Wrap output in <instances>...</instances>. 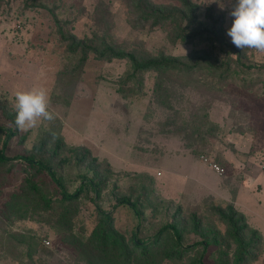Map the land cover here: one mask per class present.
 Segmentation results:
<instances>
[{"label": "rangeland", "instance_id": "rangeland-1", "mask_svg": "<svg viewBox=\"0 0 264 264\" xmlns=\"http://www.w3.org/2000/svg\"><path fill=\"white\" fill-rule=\"evenodd\" d=\"M192 1L198 5L192 32L207 27L210 8L222 20L221 27L209 39L181 43L163 27L133 28L121 0H0V128L16 131L5 155L28 152L40 143L52 149L58 139L87 148L111 170L99 203L113 211L117 229L129 236L138 226L140 238L147 239L176 216L186 224L184 246L199 240L190 225L192 214L202 221L203 231L211 224L223 233L225 227L209 215L210 207L224 206L245 186L239 205L264 239V87L252 89V84L243 83L252 74L251 66L264 62V53L237 48L227 35L236 0ZM58 23L77 38L104 25L100 30L106 37L139 58L195 54L217 64L229 58L243 64L231 78H210L204 70L167 74L172 109H166L153 96L155 72L131 77L126 60L106 62L92 55L80 60V53H67L56 39ZM33 86L48 90L56 119L21 131L15 123L14 93ZM200 155L222 167L224 174L217 175ZM65 169L68 179L77 174L73 166ZM196 174L208 185L200 186ZM10 177L3 201L21 176ZM121 198L135 203L140 215L114 207ZM79 207L74 230L85 227L88 232L95 220L94 206L82 198ZM55 224L37 210L25 219H0V264H104L76 249ZM220 251L228 250L222 245ZM256 254L251 264H264V241Z\"/></svg>", "mask_w": 264, "mask_h": 264}, {"label": "trees", "instance_id": "trees-1", "mask_svg": "<svg viewBox=\"0 0 264 264\" xmlns=\"http://www.w3.org/2000/svg\"><path fill=\"white\" fill-rule=\"evenodd\" d=\"M121 1L128 10V21L133 28L147 25L149 29L163 27L171 31L174 40L181 43L192 42L195 38L209 39L222 23V20L214 17L210 8L211 12L206 15L207 27L192 32L198 9L192 0H168L173 1L172 5L152 0ZM102 27L98 25L90 36L77 38L58 23L56 39L60 40L67 53H80L79 59L82 61L88 55L106 62L112 59L126 60L131 77L147 71L155 72L153 96L166 109H172L167 74L184 75L204 70L210 78H231L238 72V66L243 64L238 58H229L217 64L195 54L187 58L164 54L139 58L116 46L100 30ZM251 69L252 74L243 80L244 85L252 84V89L255 85L264 87V62L251 66ZM261 92L264 89L261 88ZM7 117L14 123L13 118ZM193 129L199 131L202 127L193 125ZM15 135L16 131L11 128H0V219L8 220L16 216L25 219L33 210L45 212L64 233V239L104 264H161L165 260L182 258H186L188 264H251L264 241L260 232L247 222L245 215L232 202L210 207L209 215L225 227L223 233L211 224L208 230L203 231L202 221L192 214L190 225L199 240L190 246L182 244L186 224L176 216L161 225L150 238H140L138 226L126 236L117 229L113 211L102 209L99 203L112 175L106 162L99 161L85 147L69 146L59 139L52 149L45 150L44 143H40L28 152L8 157L5 149ZM69 166H73L77 172L71 179L64 171ZM11 173L20 174L21 177L18 187L3 201L4 189L11 185ZM82 198H88L94 206L95 220L88 232L85 227L80 232L74 230ZM114 207H126L135 217L140 215L136 204L127 198L118 199ZM222 245L228 250L226 253L220 251Z\"/></svg>", "mask_w": 264, "mask_h": 264}, {"label": "clouds", "instance_id": "clouds-1", "mask_svg": "<svg viewBox=\"0 0 264 264\" xmlns=\"http://www.w3.org/2000/svg\"><path fill=\"white\" fill-rule=\"evenodd\" d=\"M229 15L234 17L227 32L232 43L243 50L247 48L264 53V0H236ZM14 97L15 123L19 130L29 131L42 122L56 119V114L50 110V96L46 88L33 86L18 89Z\"/></svg>", "mask_w": 264, "mask_h": 264}, {"label": "crops", "instance_id": "crops-1", "mask_svg": "<svg viewBox=\"0 0 264 264\" xmlns=\"http://www.w3.org/2000/svg\"><path fill=\"white\" fill-rule=\"evenodd\" d=\"M199 163L200 164H204V163H202L201 161H199ZM197 179H199V176L196 174V176H195ZM198 183H199V185L200 186H202L203 184L204 185H208V183H206V182H204V181H202V180H198ZM243 188H246L245 186H240L238 189H236L235 190V193H234V195H233V198H232V201H231V198H230V200L228 201V202H232L233 204H234V206H235V208L238 210V211H240V212H242L243 214H245L242 210H241V207H240V205H239V201H240V198H241V193H240V191H242L243 190ZM223 190H226V189H224L223 188ZM246 215V214H245ZM247 216V215H246ZM249 222V221H248ZM249 224L251 225V223L249 222Z\"/></svg>", "mask_w": 264, "mask_h": 264}, {"label": "built area", "instance_id": "built-area-1", "mask_svg": "<svg viewBox=\"0 0 264 264\" xmlns=\"http://www.w3.org/2000/svg\"><path fill=\"white\" fill-rule=\"evenodd\" d=\"M199 159L202 161V162H205V163H208L210 168L217 174V175H223L224 174V169L220 166H218L217 164L215 163H212V162H209L208 161V158L205 157L204 155H200Z\"/></svg>", "mask_w": 264, "mask_h": 264}]
</instances>
